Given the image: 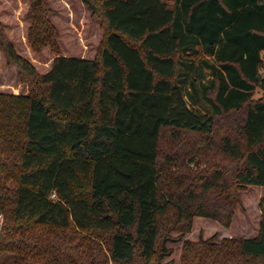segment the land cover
<instances>
[{
  "label": "trees",
  "instance_id": "16d2710c",
  "mask_svg": "<svg viewBox=\"0 0 264 264\" xmlns=\"http://www.w3.org/2000/svg\"><path fill=\"white\" fill-rule=\"evenodd\" d=\"M29 2L30 43L59 53L49 1ZM83 2L102 18L97 56L41 74L0 18L31 85L0 92V264H175L173 230L230 226L238 192L264 187V0ZM261 209L255 237L186 240L181 264H264V194Z\"/></svg>",
  "mask_w": 264,
  "mask_h": 264
},
{
  "label": "rangeland",
  "instance_id": "374dc122",
  "mask_svg": "<svg viewBox=\"0 0 264 264\" xmlns=\"http://www.w3.org/2000/svg\"><path fill=\"white\" fill-rule=\"evenodd\" d=\"M51 12L49 20L53 23L60 34L59 53L55 52L50 45H45L41 50L33 48L29 41V27L31 20L27 18L30 8L29 0H0V18L5 25L8 39L15 45L17 51L30 60L39 74L49 71L53 60L60 54L67 56H78L94 58L105 39V31L102 28V18L94 14L83 0H48ZM172 2L173 0H167ZM264 59V53H263ZM206 77L212 78L210 71L206 69ZM31 85L24 79L17 64L8 63L3 52L0 51V92L14 94H28ZM264 96V91L257 88L254 99ZM241 120L244 116L242 111L228 115V120H222L219 128L221 133H225L228 123L232 120ZM190 141L199 140L195 134L188 133ZM172 140L169 132L164 135L162 147L170 146ZM205 150L207 148H204ZM213 152V149H207ZM208 153L206 154V158ZM231 165V163H227ZM204 165V164H202ZM235 165H232L234 167ZM236 192V189L234 190ZM239 204L230 226H225L222 222L205 216H196L193 220L192 228L189 232L182 233L173 230L170 234L172 241L168 246L173 250L164 262L173 261L181 264L184 249V241H205L214 239L221 242L224 238H249L255 237L259 233L262 209L261 199L264 194V187L259 185H249L239 192ZM54 196V195H53ZM4 222V215L0 213V225ZM179 237L182 240L178 239ZM0 260L12 262L13 256L8 253H0Z\"/></svg>",
  "mask_w": 264,
  "mask_h": 264
}]
</instances>
